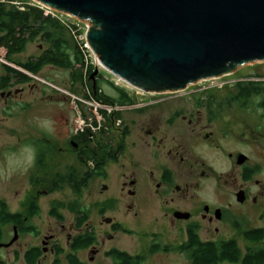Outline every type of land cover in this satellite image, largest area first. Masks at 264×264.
Returning <instances> with one entry per match:
<instances>
[{"label":"flooded vegetation","instance_id":"af4514ba","mask_svg":"<svg viewBox=\"0 0 264 264\" xmlns=\"http://www.w3.org/2000/svg\"><path fill=\"white\" fill-rule=\"evenodd\" d=\"M7 88L0 90V98L6 101L11 95ZM192 91L193 97L182 100L134 102L129 106L134 115L119 121L123 123L122 132L114 144L119 147L118 158L110 162H121L119 190L125 199L126 215L137 225L143 219H154L153 227L157 229L161 225L157 219H161L172 228L177 226L185 236L194 229L203 242L235 241L240 251L237 261L219 264H264V142H260L264 140V127L259 132L258 127L238 114L252 105L258 108L260 100L209 97L217 92L213 88L197 87ZM258 109L264 112V108ZM260 119H264V114ZM134 131L139 133L136 138L132 137ZM73 134L67 140L71 148L85 145V137L75 142ZM247 147H253L259 156L251 155ZM207 153L221 157L228 168L224 172L217 169L206 161ZM239 154L246 156L241 164L237 160ZM31 201L39 208L36 195H27L21 200V210L11 211L20 214L21 221L5 226L11 227L13 234L7 241L4 237L0 244L8 243L15 230L18 236L9 246L0 247V264H28L30 259L34 264H68L67 254L89 264L78 253L90 250L98 255L99 250L93 249L96 243L83 249L72 248L73 241L88 229V216L81 226L75 217L65 251L54 231L38 235L36 220L40 211H25ZM50 209L51 205L47 218L63 227V214H50ZM109 219L112 232L117 233L120 222ZM30 228L33 230L24 231ZM24 234L40 237V244L21 243L20 236ZM152 235H157L156 231Z\"/></svg>","mask_w":264,"mask_h":264},{"label":"rangeland","instance_id":"374dc122","mask_svg":"<svg viewBox=\"0 0 264 264\" xmlns=\"http://www.w3.org/2000/svg\"><path fill=\"white\" fill-rule=\"evenodd\" d=\"M13 3L21 10L26 5L33 6L31 0H15ZM58 16L67 32V37L79 45L85 64H83V68L72 69L46 65L38 74L27 73L29 79L23 83L16 82L14 81L15 78H12V83L7 88L11 91L8 101L5 98H0V199L6 201L10 211H17L21 210L20 203L25 196L36 195L40 211L39 219L36 220L38 235H45L48 230L54 231L58 235L59 245L65 251H67L68 246L67 235L72 233L69 230L70 226L75 223L73 205L77 204L78 208L86 210L89 217L87 220L88 228L93 229L96 236V246L93 249L99 250L97 256L90 250L78 253L79 257L89 264H111V259L104 257V252L111 248L124 250L130 254H143L145 256L143 264H189L186 254L174 249L186 240L185 234L177 226L172 228L169 222H162L161 219H157L161 223L157 229L153 227L155 220L151 218L143 219V222L137 225V222L126 215L125 199L123 200L119 190L122 181L119 165L121 162L119 160L116 163L105 164V176L90 180L78 195L72 192L68 185H64L61 190L50 192L46 190L47 192H44L45 189L38 186L36 182L34 184L30 178L32 173L37 172L38 175H41L38 173L39 169L35 164V145L42 141L53 150L45 155L48 172H62L69 166L78 170L81 168L77 154L71 151L67 140L75 132L80 120L91 118L93 126L96 122L98 124L104 123L102 117L98 119L93 114L94 103L90 99L88 90L91 84L96 81L99 83L100 90L105 94L117 96L118 92L115 88L122 89L136 103L153 102L156 98L162 101L187 99L193 97L192 90L194 88H204L205 86H209L205 88L220 91L219 94L213 93L214 96L218 94L215 97L226 98L233 90L232 84L237 79L259 74L264 80V62L247 64L234 70L232 74L219 79L189 85L185 90L187 93L166 94L165 92L158 95L154 93L151 96L149 93L133 88L100 65L96 56L85 47L86 41L84 39L88 29L86 22L78 21L76 18L66 15L59 14ZM46 47V42L36 38L29 41L21 53L14 55V59L24 61L28 57L38 56ZM5 51L4 47H0V74L4 73L2 64L17 68L14 64L6 61L4 58ZM88 68H92V72L97 68L100 76L97 74L94 78H87ZM210 84H218L221 87L210 86ZM20 88L23 90L20 91ZM15 90L18 92L14 94ZM252 99L258 101L260 98L254 96ZM115 110L122 111V120L134 115L132 107L129 108V106H124V108L117 106L111 112ZM247 110L239 111L238 114L245 116L246 121L258 127L259 132L262 131L264 119H260V116L264 112L254 105L248 107ZM162 113L164 114V111ZM121 125L123 123L116 120L108 127L102 138L99 134H96V137L105 141L111 140L116 144L122 132ZM85 130L86 128H84ZM99 131L96 129L94 133H99ZM78 132L80 133L81 130L78 129ZM138 136V131H134L132 137ZM260 142L263 143L264 140H260ZM246 151L256 156L253 147H247ZM205 156L206 161L212 162L217 169L224 172L228 168L225 160L218 155L207 153ZM103 185L106 186L105 189L102 188ZM53 201L61 202L58 211L63 214V227L55 224L53 219L47 218L49 206ZM106 217L120 222L121 228H118L117 233H113L110 225L103 220ZM154 231L157 235L153 237ZM3 232L5 233V241L9 240L13 234L9 226L4 227ZM19 241L28 245H37L40 244V237L37 239L35 235L24 234L20 236ZM153 242L167 246L169 249L151 253L149 249ZM91 257L95 260L91 261Z\"/></svg>","mask_w":264,"mask_h":264},{"label":"water","instance_id":"95a60500","mask_svg":"<svg viewBox=\"0 0 264 264\" xmlns=\"http://www.w3.org/2000/svg\"><path fill=\"white\" fill-rule=\"evenodd\" d=\"M32 1L88 23L84 40L100 65L144 93L181 92L264 62V0Z\"/></svg>","mask_w":264,"mask_h":264},{"label":"trees","instance_id":"16d2710c","mask_svg":"<svg viewBox=\"0 0 264 264\" xmlns=\"http://www.w3.org/2000/svg\"><path fill=\"white\" fill-rule=\"evenodd\" d=\"M14 1L0 0V47H4L6 50L4 56L6 61L21 70L2 64L4 73L0 74V90L9 87L12 83V78H15L14 81L20 83L28 81L29 76H27V73L38 74L43 69V66L46 65L60 68L69 67L70 69L84 67L85 60L79 45L67 37V32L59 19L50 15L44 16L43 10L37 6L26 5L21 10L13 3ZM36 38L46 42L47 47L38 56L28 57L24 61L15 60L14 55L21 53L27 43ZM91 72L92 68H88L86 72L87 78L90 77ZM97 76H100V74ZM232 87L233 90L226 98L249 100L254 96H259L260 103L258 108H264V80L261 75L255 74L254 76L237 79L233 82ZM115 89L118 92L117 96L105 94L100 90L99 83L96 81L95 84H91L88 90L90 99L99 101L107 106L121 107L134 104L132 98L124 90ZM242 105H240V108L243 107ZM100 112L104 118V123L99 127V133L85 130L72 136L75 142L78 138H86L85 145H80L78 149L70 147L71 151L77 154L81 164L79 170L69 166L62 172H48L45 155L53 150L42 141L35 145V164L39 169L38 173L41 175H38L37 172L30 175L34 184L36 182L38 186L48 192L61 190L64 185H68L72 192L78 195L80 190L87 186L90 180L95 177L105 176V164L118 158L119 147H114V143L111 140L105 141L101 140V138L111 124L116 120H122V111L115 110L107 114L106 110L101 109ZM94 125L96 126L97 122ZM96 134H99L101 138H97ZM41 181L43 182L40 184ZM35 205L36 202L31 201L25 211L37 214L39 208ZM50 205V214L59 213L58 208L61 206V202L53 201ZM7 206L6 201L0 199V241L5 237L3 231L6 225L19 224L21 221L20 214L12 213ZM73 207L77 214L75 216L77 224L81 226L82 222L87 219V211L78 208L77 204H74ZM32 230L30 228L24 231L29 232ZM95 240L94 231L86 228L85 232L73 241L72 248L73 250L86 248L96 243ZM236 247V242L233 240L220 243L203 242L198 237L196 230L189 229L185 242L177 246V248L174 247V249L186 254L189 264H219L223 261H237L240 251ZM168 249L167 246L155 243L151 245L149 252L167 251ZM104 253L111 258L112 264H143L145 262L143 254H130L117 248H112ZM67 260L68 264H84L75 255L71 254H67ZM28 264H34L33 260L30 259Z\"/></svg>","mask_w":264,"mask_h":264},{"label":"built area","instance_id":"2783aa9c","mask_svg":"<svg viewBox=\"0 0 264 264\" xmlns=\"http://www.w3.org/2000/svg\"><path fill=\"white\" fill-rule=\"evenodd\" d=\"M32 1V0H31ZM32 5L33 6H37V7H39L41 10H43V14H44V16H47V15H50V16H52L53 18H57V19H59V14H61V13H59V12H57V11H52L51 9H49L48 7H45V6H43V5H41V4H38V3H35V2H33L32 1ZM61 15H65V14H61ZM67 16V15H66ZM70 17V16H69ZM72 18H74V17H72ZM75 19V18H74ZM60 20V19H59ZM78 20V19H77ZM78 21H80V20H78ZM88 24V23H87ZM85 47L86 48H88V46H87V44L85 45ZM89 49V48H88ZM85 60V59H84ZM215 79H219V78H212V79H208V80H203V82H208V81H212V80H215ZM201 82V81H200ZM198 83V82H197ZM210 86H220L221 87V85H218V84H210ZM205 87H209V86H205ZM204 87V88H205ZM186 90V89H185ZM185 90L184 91H181V92H183V93H187V92H185ZM168 93H173V92H166V94H168ZM149 95H151V96H153L154 95V93H149ZM93 103H94V108H95V110H94V116L95 117H97L98 119L99 118H103V116L101 115V113H100V110L101 109H105L106 111H107V114L109 113V112H111L112 111V109H116V107H111V106H105V104H103V103H101V102H99V101H94L93 100ZM121 108H124V106H121ZM98 109H99V113H98ZM97 114H99V115H97ZM104 119V118H103ZM92 120H91V118H85V119H83V120H80L79 121V123L77 124L78 126H77V128H75L76 130H75V133H77L78 132V129L79 130H81V131H84V128H86V130H90L92 133H94V131L96 130V129H100L99 127H100V125H102V124H98L97 126H93V124H92V122H91Z\"/></svg>","mask_w":264,"mask_h":264},{"label":"bare ground","instance_id":"6f19581e","mask_svg":"<svg viewBox=\"0 0 264 264\" xmlns=\"http://www.w3.org/2000/svg\"><path fill=\"white\" fill-rule=\"evenodd\" d=\"M96 60L98 61V59L96 58ZM99 62V61H98ZM101 101V100H100Z\"/></svg>","mask_w":264,"mask_h":264}]
</instances>
